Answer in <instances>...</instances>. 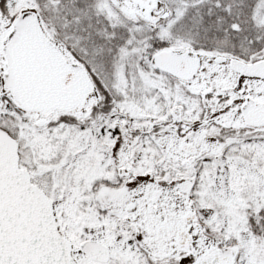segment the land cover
Returning <instances> with one entry per match:
<instances>
[{"label": "snow or ice", "instance_id": "obj_1", "mask_svg": "<svg viewBox=\"0 0 264 264\" xmlns=\"http://www.w3.org/2000/svg\"><path fill=\"white\" fill-rule=\"evenodd\" d=\"M0 264H264V0H0Z\"/></svg>", "mask_w": 264, "mask_h": 264}]
</instances>
